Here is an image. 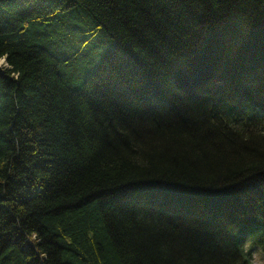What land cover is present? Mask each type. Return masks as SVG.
I'll use <instances>...</instances> for the list:
<instances>
[{"label":"trees","instance_id":"16d2710c","mask_svg":"<svg viewBox=\"0 0 264 264\" xmlns=\"http://www.w3.org/2000/svg\"><path fill=\"white\" fill-rule=\"evenodd\" d=\"M248 241L264 0H0V264H255Z\"/></svg>","mask_w":264,"mask_h":264},{"label":"rangeland","instance_id":"374dc122","mask_svg":"<svg viewBox=\"0 0 264 264\" xmlns=\"http://www.w3.org/2000/svg\"><path fill=\"white\" fill-rule=\"evenodd\" d=\"M245 248L251 252V256L255 264H264V252L260 247L252 244L251 241H248L245 244Z\"/></svg>","mask_w":264,"mask_h":264},{"label":"water","instance_id":"95a60500","mask_svg":"<svg viewBox=\"0 0 264 264\" xmlns=\"http://www.w3.org/2000/svg\"><path fill=\"white\" fill-rule=\"evenodd\" d=\"M3 60H4V59H3ZM3 60H2V61H3Z\"/></svg>","mask_w":264,"mask_h":264}]
</instances>
